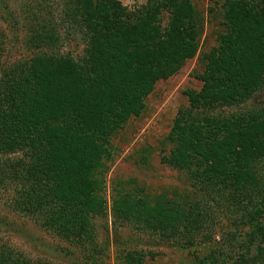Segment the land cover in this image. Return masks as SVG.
Masks as SVG:
<instances>
[{"label": "trees", "instance_id": "1", "mask_svg": "<svg viewBox=\"0 0 264 264\" xmlns=\"http://www.w3.org/2000/svg\"><path fill=\"white\" fill-rule=\"evenodd\" d=\"M194 9L192 0H147L135 13L116 0H62L55 19L45 2L37 5L27 46L39 54L9 67L0 61V179L16 186L15 210L82 244L91 218L106 215L97 173L105 141L141 112L159 80L196 56ZM221 10L223 30L195 75L201 88L184 92L188 107L161 158L186 175L198 201L114 189L111 214L166 242L189 243L211 228L216 203L244 238L232 255L215 249L192 264H264V110L240 107L264 89V0H226ZM68 38L79 39L80 56L63 52ZM139 259L128 254L124 263ZM0 264L33 263L0 248Z\"/></svg>", "mask_w": 264, "mask_h": 264}, {"label": "rangeland", "instance_id": "2", "mask_svg": "<svg viewBox=\"0 0 264 264\" xmlns=\"http://www.w3.org/2000/svg\"><path fill=\"white\" fill-rule=\"evenodd\" d=\"M116 1L127 12L135 13L147 0ZM225 1L192 0L197 15L194 26L201 32L196 56L173 75L159 80L141 112L130 116L107 137L104 166L97 170L98 178L103 180L106 215L91 218V230L85 234L82 244L61 240L43 228L39 218L15 210L16 186L0 179V248L17 253L33 264H125L124 257L128 254L136 259L140 257V264H192L211 250H228L231 255L238 251L244 229H237L230 214L216 203L208 209L211 228L189 243L183 237L166 242L131 224L115 222L111 214L114 189H139L142 193L138 195L148 199L161 196L190 203L198 201L186 175L161 163V158L170 153L171 146L165 140L178 111L188 107L184 92L201 88L195 75L202 74L200 59L216 46V35L223 30L221 6ZM44 2L57 19L62 0H5L7 8L0 6L3 67L39 54L27 46V35L37 5ZM82 49L79 39H64L63 52L80 56ZM240 107L264 110V89ZM3 162L0 157V178Z\"/></svg>", "mask_w": 264, "mask_h": 264}]
</instances>
